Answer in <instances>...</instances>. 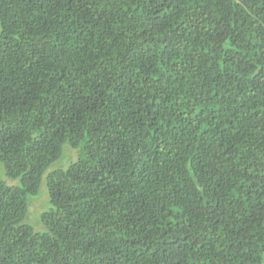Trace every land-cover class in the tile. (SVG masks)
I'll return each mask as SVG.
<instances>
[{"label":"trees","instance_id":"obj_1","mask_svg":"<svg viewBox=\"0 0 264 264\" xmlns=\"http://www.w3.org/2000/svg\"><path fill=\"white\" fill-rule=\"evenodd\" d=\"M0 162V264H264V0H0Z\"/></svg>","mask_w":264,"mask_h":264},{"label":"rangeland","instance_id":"obj_2","mask_svg":"<svg viewBox=\"0 0 264 264\" xmlns=\"http://www.w3.org/2000/svg\"><path fill=\"white\" fill-rule=\"evenodd\" d=\"M82 145L83 144L81 143L75 148L64 145L62 147L60 157L53 161L42 173L37 192L35 194L28 195L24 222L31 225L35 231L43 232L45 230V226L42 223L40 216L44 211H48L51 208L45 183V177L47 173L54 169L65 168L71 162L75 161L79 156L78 154L80 153ZM0 181H3L7 185L21 184L20 177H10L6 175L5 168L1 162Z\"/></svg>","mask_w":264,"mask_h":264}]
</instances>
